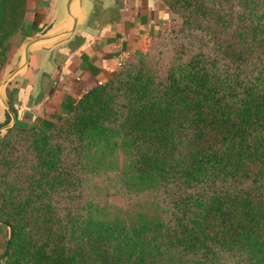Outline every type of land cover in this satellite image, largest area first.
I'll use <instances>...</instances> for the list:
<instances>
[{"label": "trees", "instance_id": "16d2710c", "mask_svg": "<svg viewBox=\"0 0 264 264\" xmlns=\"http://www.w3.org/2000/svg\"><path fill=\"white\" fill-rule=\"evenodd\" d=\"M27 1L0 0V68ZM235 1L168 0L224 33L205 40L215 45L209 55L186 59L181 42L162 76L129 61L54 122H22L27 89L16 102L21 117L7 105L15 124L0 138V223L10 239L0 264H164L142 227L124 243L99 228L85 202L57 209V193L65 205L81 199V159L116 148L131 185L168 201L157 204L165 224H149L154 244L202 264H264V0ZM116 6L102 17L93 7L87 27L106 25Z\"/></svg>", "mask_w": 264, "mask_h": 264}, {"label": "rangeland", "instance_id": "374dc122", "mask_svg": "<svg viewBox=\"0 0 264 264\" xmlns=\"http://www.w3.org/2000/svg\"><path fill=\"white\" fill-rule=\"evenodd\" d=\"M142 1L145 2V0ZM146 1L152 2V7L155 11L152 12L151 15H155L156 21L159 13L161 16L162 13L165 15L164 19L159 24L161 27H157L159 30L149 35L148 43L143 50L129 52L126 57L119 62L116 71L109 75L107 79L114 76L121 66L129 64L128 62L132 60V62H134L136 59L144 62V64L151 68L157 76H162L179 52L178 48L181 42H183L185 49H188V51L184 53V55L187 56L186 59H188L198 51L207 55L214 52L215 45L207 43L205 40L210 37L213 41V38H211L212 36L220 37L224 34L218 31V28L212 27L209 21L197 19L201 17H198L189 10L179 9L173 6L168 0ZM235 2V0H230L225 8L233 6ZM101 8L106 9L107 7L101 4L98 9ZM184 19H187V21H184ZM189 22L191 24L192 22L199 23L202 28H205V25L208 24L212 30L211 35L206 36L203 34L202 30L188 27L186 24ZM231 31L232 30H228L226 32L224 39L227 42L231 40ZM27 36L28 31L23 26V28L10 40V50L8 51L6 60L0 68V81L14 68L13 54ZM182 36L185 37L182 38ZM179 37L180 39L178 40ZM150 40L151 45L148 46ZM36 59L37 57L33 60L36 61ZM35 61L29 66V71L32 67L33 69L37 68V66H35ZM28 76L32 79V72ZM42 78L39 90H43L44 85L47 82H51L48 77L45 78L43 76ZM15 85L16 84H11L9 89ZM17 87L19 88L20 85ZM17 87L15 88L17 89ZM43 95L44 94L37 96L33 102L36 104L39 103ZM30 107L29 105L25 111L24 117L21 119L22 122L27 125H32L40 119L50 118L46 113H41L39 110L33 111V107ZM63 113L65 112L62 110L57 116ZM53 118L51 117V119ZM59 126H66L65 122ZM13 128L14 125L6 130L5 134ZM5 134L0 136V138ZM80 163L82 164L81 167L84 172L81 174L83 183L75 192L81 195V199L76 203H66L65 205L63 199H58L61 192L57 193L58 195H54L53 197L54 200L58 201L59 207H57V209L72 210L85 202L87 205V215L92 220L96 221L99 228L103 232L106 231L112 238L116 240H123L124 238L123 242L128 243L126 239L131 236L132 231L142 227L144 229L143 236L150 243H148L150 247H157V251L159 252L157 253V257L161 259L164 264H202L201 262L190 259L185 254L179 256L178 250L175 248L161 245L157 246L154 244L152 237L156 238V234L150 231L149 224L157 223L159 220L162 224H165L169 215L162 211L159 212L157 204L165 206L164 204L168 203V201L162 194L159 196L157 193H151V191L141 192L142 190L131 185L130 177L125 175V157L121 149L116 148L115 150L113 149L112 151L106 152L103 157L99 155V152L92 153L87 158L83 157ZM89 165L94 166L95 171H89ZM72 166L76 168L78 165L73 163ZM145 188L147 189V187ZM0 232L2 233L3 230L0 229ZM3 247L4 245L0 243V249Z\"/></svg>", "mask_w": 264, "mask_h": 264}, {"label": "crops", "instance_id": "0c3cea01", "mask_svg": "<svg viewBox=\"0 0 264 264\" xmlns=\"http://www.w3.org/2000/svg\"><path fill=\"white\" fill-rule=\"evenodd\" d=\"M104 5L107 7L106 9H98L99 17L103 16L105 10L110 13L109 8L112 5H117L107 17L108 23L99 28L95 26L89 28L88 26L87 28L89 29L77 30L72 43L57 49L54 59L55 68L46 67L40 75L37 84L35 82V73L43 58V53L35 52L28 55L25 73L19 79L14 77L5 87L6 105L8 90H12V88L16 90L15 87L22 85L23 81H26L29 91L25 100L27 103L30 102V108L33 107V111L39 110L50 117L40 120L54 122L51 117L57 116L62 110L65 112L66 106L74 104L86 90L103 83L109 75L116 71L119 62L129 52L143 50L148 43L149 35L159 30L157 27H161L159 24L165 17L163 13L162 16L159 13L156 21L155 15H151L155 11L152 7V2L146 0L145 2L142 0H115L112 5ZM96 7L100 8L98 5ZM61 19L62 13L59 0H28L24 14V28L28 31V36L19 47L33 34L45 33L54 24L60 22ZM17 49L13 54L14 68ZM35 57H37L38 62L37 59L36 61L33 60ZM34 61L37 68L33 69L32 67L29 71V66ZM31 72L32 79L28 76ZM43 76L45 78L48 77L51 82H47L43 90H39ZM11 84L16 85L9 89ZM41 94L44 95L39 103H34V99ZM18 95L20 96V93H17V96H15V93L12 94L11 99L12 106L17 110L20 117L23 109L16 107V102L19 100ZM5 114L6 112L0 108V125L5 120Z\"/></svg>", "mask_w": 264, "mask_h": 264}, {"label": "water", "instance_id": "95a60500", "mask_svg": "<svg viewBox=\"0 0 264 264\" xmlns=\"http://www.w3.org/2000/svg\"><path fill=\"white\" fill-rule=\"evenodd\" d=\"M113 3V0H59L62 13L61 21L54 24L43 34H33L17 49L14 70L6 75L0 82V108L6 112L9 118L7 124L0 127V136L5 134V131L15 124V117L5 103V87L14 77L19 79L25 73L28 55L35 52L43 53V58L41 59L35 73V82L37 84L40 75L46 67H49L50 69L55 68L54 59L57 49H61L69 43H72L77 30L83 31L87 28L91 9L97 5H112ZM0 225L6 227L4 249L0 254L1 259L8 250L10 229L4 223H0Z\"/></svg>", "mask_w": 264, "mask_h": 264}, {"label": "flooded vegetation", "instance_id": "af4514ba", "mask_svg": "<svg viewBox=\"0 0 264 264\" xmlns=\"http://www.w3.org/2000/svg\"><path fill=\"white\" fill-rule=\"evenodd\" d=\"M29 90V86H27L26 84V81H23V84L20 85L19 88H17L16 90H8V98H7V105H11V107L14 109V107L12 106V99H11V95L15 93V96H17V93H20V92H23V91H26ZM27 102L26 100H24V104H23V107L25 108V106H27ZM15 110V109H14ZM16 111V110H15ZM16 117L18 118V113L16 111ZM3 126V125H0V127Z\"/></svg>", "mask_w": 264, "mask_h": 264}]
</instances>
